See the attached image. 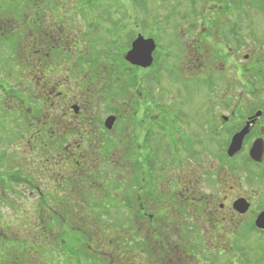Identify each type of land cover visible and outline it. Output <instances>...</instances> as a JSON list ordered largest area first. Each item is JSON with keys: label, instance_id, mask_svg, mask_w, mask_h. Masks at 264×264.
Returning <instances> with one entry per match:
<instances>
[{"label": "flooded vegetation", "instance_id": "1", "mask_svg": "<svg viewBox=\"0 0 264 264\" xmlns=\"http://www.w3.org/2000/svg\"><path fill=\"white\" fill-rule=\"evenodd\" d=\"M237 1L0 0V137L26 152L0 213L46 229L45 264H264V15L243 35Z\"/></svg>", "mask_w": 264, "mask_h": 264}, {"label": "rangeland", "instance_id": "2", "mask_svg": "<svg viewBox=\"0 0 264 264\" xmlns=\"http://www.w3.org/2000/svg\"><path fill=\"white\" fill-rule=\"evenodd\" d=\"M70 2L73 0H69ZM79 0V4L76 5L80 12L84 13H110L114 12L115 10H121L122 12L126 11L128 13H135L137 12V7L142 8L143 13H157L159 12V9L161 6L159 5L160 3L165 4V0ZM248 5L246 4V2ZM254 1V0H253ZM23 2V1H22ZM65 2V1H62ZM140 2V3H139ZM238 10L234 11V13L238 14L240 23L242 26V29L244 31L242 32L243 35H247L248 33L251 34V32H255L254 25L256 23L248 22L247 17L245 16L248 14L249 16H255L253 19L257 21H262L264 15V0H260V7L256 5V3H251L250 0H238ZM255 2V1H254ZM17 5V4H16ZM257 6V8L255 7ZM91 7L88 11H83L85 8L87 9L88 7ZM196 6V5H195ZM27 4L24 3H19L18 11H14L15 13L20 14L21 11L26 10ZM235 10V6L233 7ZM110 9V10H109ZM118 13V12H115ZM248 19H250L248 17ZM251 24L253 25V30L251 28ZM261 25H264V22L259 23ZM261 30L263 27L258 25ZM258 29V28H257ZM256 29V30H257ZM264 29V28H263ZM257 35V33H254ZM2 128V126H0ZM2 142V144H1ZM0 151H5L7 156L10 151V145H7V141L3 140V137L1 135L0 137ZM19 154L15 155L16 158H19L20 156H24L26 152L24 150L20 151ZM8 211L5 210V212L2 215L0 213V261H2V258H5V255L7 256L6 250L9 252L10 257L14 259V262L17 264H45V259L50 258V252L48 250V246H44L42 250H39L40 247L43 245H40L39 239L44 238L43 234L45 235L46 229L44 227L40 229L38 226H32L31 230V235H28V239L23 236L24 230L26 229L27 225H29L31 222L24 223L26 221L27 216H22L20 217L19 213H14L10 214L7 213ZM18 212V211H17ZM40 221L39 219L36 220ZM54 232L56 231V228H51ZM15 235L18 236L16 237V240H8V237L10 235ZM35 236L36 238L32 239V237ZM31 239V240H30ZM29 245L33 248H37L35 250L32 257L30 258V253H25L23 252L24 246ZM27 248V247H26ZM30 251V250H29ZM1 253H5L2 254ZM35 256V257H33Z\"/></svg>", "mask_w": 264, "mask_h": 264}, {"label": "trees", "instance_id": "3", "mask_svg": "<svg viewBox=\"0 0 264 264\" xmlns=\"http://www.w3.org/2000/svg\"><path fill=\"white\" fill-rule=\"evenodd\" d=\"M251 1V3H256V5L258 6V7H260V0H250ZM246 2V1H245ZM246 4L248 5V3L246 2ZM255 5V7L257 8V6ZM18 7H19V5H15L14 6V11H18ZM5 10V12H8V8H7V6H4L3 4H0V11H2V10ZM19 12V11H18ZM15 13V12H14ZM21 13H25V10L24 11H21ZM15 14H18V13H15ZM2 133V132H1ZM5 133H7V129L5 130ZM13 137H12V140L10 141V142H13L14 143V147H15V145H17L18 146V144H19V146L18 147H20V144L21 143H23V141L24 140H22V137L24 136V131L22 132V130H21V128H19L18 129V132L16 133V135L14 136V135H12ZM16 146V147H17ZM16 151H14V150H12V149H10V152H9V155L11 154V156H13L12 155V153H15V155H17V154H19L20 155V153L17 151V149H15ZM8 156H7V154H6V152L3 150V151H0V161L1 160H3V159H5V158H7ZM21 157V156H20ZM16 176H18V175H16ZM19 177V176H18ZM18 179V178H17ZM16 179V180H17ZM36 216V215H35ZM32 221V220H31ZM30 225V224H29ZM29 225H28V227H29ZM51 228H53V227H51ZM49 229V231H50V233H51V231L52 232H54L52 229ZM26 230V232L28 233L29 231V229L28 228H26L25 229ZM16 237H18V236H15V235H10L9 237H8V240H16L17 238ZM34 238H36L35 236H33L32 237V239H34ZM28 239V238H27ZM44 239L45 238H40L39 240V244L40 245H42L41 247H40V249L39 250H42L43 249V247L44 246H46V245H44L47 241H44ZM31 240V239H30ZM50 240V239H49ZM27 247V248H26ZM30 250V251H29ZM35 250H37V248H33V247H31V246H29V245H25L24 246V250H23V252H24V254L25 253H30V258L32 257V255L34 254V253H36V252H34ZM49 250V249H48ZM6 252H7V256L5 255V258H2L1 260L5 263V264H17V263H15L14 262V259L13 258H11L10 257V254H9V252L6 250ZM50 252V255H52V257H54V253L52 252L51 253V251H49ZM2 254V256H3V254H5V253H1ZM33 257H35V256H33ZM3 263V264H4ZM34 264V263H33ZM41 264H43V262L41 263ZM54 264V263H53Z\"/></svg>", "mask_w": 264, "mask_h": 264}, {"label": "water", "instance_id": "4", "mask_svg": "<svg viewBox=\"0 0 264 264\" xmlns=\"http://www.w3.org/2000/svg\"><path fill=\"white\" fill-rule=\"evenodd\" d=\"M141 52L140 48L136 45V43L133 45V49L132 51L129 53L128 55V59L129 60H136L137 59V55ZM149 52V51H148ZM144 62H148V59H145ZM262 218V217H261Z\"/></svg>", "mask_w": 264, "mask_h": 264}]
</instances>
